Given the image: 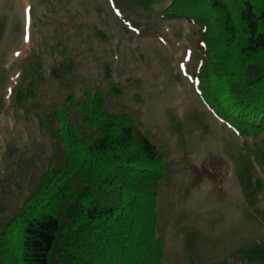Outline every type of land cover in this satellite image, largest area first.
Wrapping results in <instances>:
<instances>
[{
    "label": "rangeland",
    "instance_id": "374dc122",
    "mask_svg": "<svg viewBox=\"0 0 264 264\" xmlns=\"http://www.w3.org/2000/svg\"><path fill=\"white\" fill-rule=\"evenodd\" d=\"M170 2L0 0V231L46 166L64 163L56 110L94 140L67 99L83 104V91L99 89L164 155L162 264H264V131L240 137L204 105L200 30L164 18Z\"/></svg>",
    "mask_w": 264,
    "mask_h": 264
},
{
    "label": "trees",
    "instance_id": "16d2710c",
    "mask_svg": "<svg viewBox=\"0 0 264 264\" xmlns=\"http://www.w3.org/2000/svg\"><path fill=\"white\" fill-rule=\"evenodd\" d=\"M163 17L200 30L195 89L214 116L244 138L264 131V0H171ZM94 140L80 137L66 110L55 111L64 163L46 166L0 231V264H162L157 187L164 155L129 113L111 114L99 91H83ZM79 197L69 220L64 214Z\"/></svg>",
    "mask_w": 264,
    "mask_h": 264
}]
</instances>
